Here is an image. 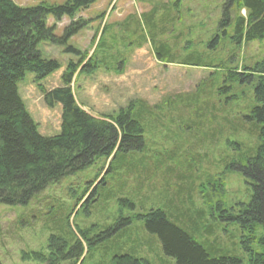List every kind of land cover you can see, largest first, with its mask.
Returning <instances> with one entry per match:
<instances>
[{
	"label": "rangeland",
	"instance_id": "obj_1",
	"mask_svg": "<svg viewBox=\"0 0 264 264\" xmlns=\"http://www.w3.org/2000/svg\"><path fill=\"white\" fill-rule=\"evenodd\" d=\"M13 1L35 7L63 6L69 0ZM225 3L96 0L76 17L87 23L69 41L79 55L50 42L39 46L43 57L57 61L60 68L41 81L27 73L18 83V93L41 136L61 133L62 107L47 106L40 86L46 91L61 88L70 62L76 64L87 54L91 71L79 73V67L71 84L77 104L98 120L130 111L144 129L145 145L138 152L119 153L112 165V158L101 159L62 179L25 207L0 205L1 264H39L26 262L23 253L42 250L47 218L60 217L70 228L96 226L95 235L121 218L132 219L131 226L105 240L93 254L85 253V264H112L114 257L123 255L148 264H176L136 218L169 206L175 211L174 203L187 208L189 204L194 214L202 216L203 227L211 230L208 240L240 257L243 264L250 263L241 229L227 216L238 214L240 204L250 203L253 190L241 173L228 168L240 154L237 144L241 151L254 153L258 143L247 120L255 105L254 91L239 84L224 98L216 91L220 77L223 81L230 71L244 73L264 59V41L236 46L223 39L211 49L221 36ZM239 15L247 18L248 12L242 9ZM47 22L61 37L73 21L49 17ZM219 182L224 183L222 190ZM122 200L132 201L134 211Z\"/></svg>",
	"mask_w": 264,
	"mask_h": 264
},
{
	"label": "trees",
	"instance_id": "obj_2",
	"mask_svg": "<svg viewBox=\"0 0 264 264\" xmlns=\"http://www.w3.org/2000/svg\"><path fill=\"white\" fill-rule=\"evenodd\" d=\"M95 2L69 0L63 6L41 3L23 7L13 0H0V205L25 207L50 186L94 166L101 159L112 158V165L119 153L144 149V129L130 111L121 110L116 116L98 120L77 104L71 84L79 67L82 66L79 73L91 71L87 54H81L76 64L70 62L61 88L46 91L40 86L47 106L58 104L62 107L58 136L40 135L38 125L26 111L18 93V83L27 73H33L41 81L60 68L57 61L43 57L39 50L42 43L67 46V52L79 55L69 41L87 23L76 21V17ZM242 9L248 12L247 18L239 15ZM49 17L57 22L63 18L73 22L63 36L57 37L55 28L47 25ZM230 27H233L232 33ZM219 30L221 36L210 45L211 49L223 39L236 46L264 41V0H226ZM220 78L221 87L216 92L221 97L228 95L226 93L234 84L248 85L254 91L255 105L247 120L257 132L258 143L254 153L241 151L242 146L237 144L240 154L237 160L232 159L228 168L241 173L253 194L250 203L240 204L242 208L238 214L228 213L227 219L236 222L241 229L242 246L248 254L249 264H264V59L254 67L246 68L244 73L230 71L225 80ZM109 172L106 170V174ZM223 186L224 183L219 182L221 190ZM121 204L134 211L132 201L122 200ZM187 206L174 203L175 211L169 206L166 210L153 209L136 218L143 222L148 234L158 238L164 256L176 264H243L240 257L231 256L208 240L211 230L203 227L202 216L194 214L189 204ZM85 214L89 216L88 211ZM132 223L131 218H121L95 235L96 226L70 228L64 218H47L45 246L40 251L23 253V259L39 264H85V253L93 254L105 240ZM133 248L136 251L135 246ZM112 264L148 262L123 255L114 257Z\"/></svg>",
	"mask_w": 264,
	"mask_h": 264
}]
</instances>
